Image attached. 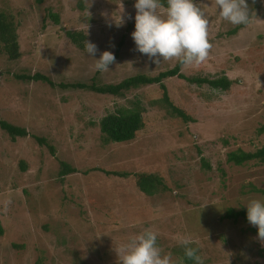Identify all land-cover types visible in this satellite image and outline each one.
<instances>
[{
    "label": "rangeland",
    "instance_id": "rangeland-1",
    "mask_svg": "<svg viewBox=\"0 0 264 264\" xmlns=\"http://www.w3.org/2000/svg\"><path fill=\"white\" fill-rule=\"evenodd\" d=\"M135 3L0 0V12L17 25L21 51L19 60L8 61L0 45V117L28 132L13 141L0 129V264H121L115 248L149 228L175 264L182 258L194 264L184 258V238L195 242L190 246L199 248L204 264H264L258 227L225 218L253 199L264 201V164L228 160L230 153L264 147V0H247L255 13L248 25L224 20L215 0H194L206 12L213 47L203 63L182 65L180 73L188 79L224 76L231 84L221 90L164 79L171 103L192 119L188 123H174L159 100V84L116 97L16 78L41 73L56 84L101 86L174 68L176 59L161 58L157 65L136 50ZM161 3L163 15L167 2ZM67 31L84 34L97 46L95 56L76 48ZM104 51L116 61L100 73L95 59ZM137 100L144 127L132 141L105 143L101 118ZM62 162L74 170L63 177ZM150 176L158 183L148 194L136 183Z\"/></svg>",
    "mask_w": 264,
    "mask_h": 264
},
{
    "label": "clouds",
    "instance_id": "clouds-1",
    "mask_svg": "<svg viewBox=\"0 0 264 264\" xmlns=\"http://www.w3.org/2000/svg\"><path fill=\"white\" fill-rule=\"evenodd\" d=\"M164 14L161 0H136L135 31L131 34L136 50L147 55L155 64L176 59L183 66L203 63L210 54L213 44L209 40V20L205 10L194 0H166ZM220 9V16L233 25H248L250 15L247 0H215ZM120 26V22H117ZM88 34V33H87ZM85 52L95 56L97 46L89 40L84 41ZM94 68L100 73L107 72L116 57L111 51H104L95 59ZM11 200H6L3 211L7 214ZM249 224L258 227V239L264 242V201L253 199L246 204ZM158 234L152 229H145L133 236L129 242L115 248L121 264H175L170 254H162ZM190 238L180 241L184 248V258L194 264H204L198 247ZM183 264V258L180 261Z\"/></svg>",
    "mask_w": 264,
    "mask_h": 264
},
{
    "label": "trees",
    "instance_id": "trees-1",
    "mask_svg": "<svg viewBox=\"0 0 264 264\" xmlns=\"http://www.w3.org/2000/svg\"><path fill=\"white\" fill-rule=\"evenodd\" d=\"M81 8L82 6L79 5ZM55 23L58 22L57 16H51ZM239 28L235 27L233 30L229 31V35H233L237 32ZM66 37L70 40V42L78 49H84V41L86 37L81 32H73L67 31ZM0 45L2 49V53L8 61H17L21 58V51L18 42V34H17V25L11 20L8 15L3 12H0ZM121 43L118 44L120 47ZM116 57V54L114 55ZM182 65L177 61L174 68L167 70L165 72L159 73L156 77H149L142 74L134 75L132 77L126 78L120 81L117 84H106V85H97L94 82L91 84L84 83H73V84H64L54 83L51 78L47 75H43L41 73L27 74V75H16L18 80L22 81H32V82H42L48 84L51 88L60 87L62 89L73 88L80 89L84 91H90L93 93L101 94V95H109L116 97H124L127 92L133 89H137L141 86H150L153 84H159L161 90V101L172 111V114L175 115L174 123L178 120H183L185 123H188L192 119L189 114L182 109L176 107L171 103L166 86L163 84L164 79H170L173 77H177L179 79L188 80L191 83H195L197 85L207 84L213 89H221L227 90L230 86L231 82L226 77H220L218 79H208V78H185L180 73V67ZM129 106L115 108L112 112L108 113L99 121V130L103 136V141L105 143H123L132 141L138 132L144 127V119H143V110L140 107V100L137 102L128 101ZM172 116V115H171ZM172 121V120H171ZM0 129L4 131L11 140H15L16 138H25L28 136V132L26 129L14 126L0 117ZM264 129V128H263ZM261 131H264V130ZM33 139L39 145H47L44 138L32 136ZM51 153H53L52 148L50 147ZM228 160L232 162L234 165L240 166L246 161L257 160L260 163L264 164V147L257 149L253 153H246L243 151H238V153L233 152L228 155ZM62 170L60 171V175L63 177L72 173L74 170L68 164L64 162L61 163ZM24 170V167H22ZM150 182H146V180H142L136 183L137 187L141 189V191L151 194L155 191V184L158 183L156 179L151 177ZM147 179V178H146ZM225 218L233 219L236 221L238 218L247 219V209L240 210L235 212L233 210H229L225 214ZM3 235V228L0 224V237ZM186 260H188L186 258Z\"/></svg>",
    "mask_w": 264,
    "mask_h": 264
}]
</instances>
